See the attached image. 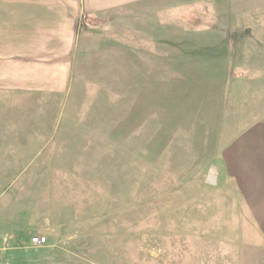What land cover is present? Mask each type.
Segmentation results:
<instances>
[{
	"label": "rangeland",
	"instance_id": "obj_1",
	"mask_svg": "<svg viewBox=\"0 0 264 264\" xmlns=\"http://www.w3.org/2000/svg\"><path fill=\"white\" fill-rule=\"evenodd\" d=\"M212 1L211 14L187 2L177 26L164 5L158 33L204 42L207 63L178 61L176 74L161 49L163 71L125 85L116 45L108 65L81 59L64 93L0 92V264H264L220 164L225 143L264 119V0ZM138 18L131 40L143 39ZM35 236L46 244L31 247Z\"/></svg>",
	"mask_w": 264,
	"mask_h": 264
},
{
	"label": "crops",
	"instance_id": "obj_2",
	"mask_svg": "<svg viewBox=\"0 0 264 264\" xmlns=\"http://www.w3.org/2000/svg\"><path fill=\"white\" fill-rule=\"evenodd\" d=\"M189 1L192 0H0V92L64 93L81 59L107 63L115 57L116 45L122 53L125 85L132 75L141 80L156 78L163 71L161 49L167 50L165 62L176 74L186 72V68L179 69L178 61L187 60L189 64L195 58L202 64L207 63L214 53L206 50L204 42L200 45L203 49L194 51L198 45L193 42H180L173 37L165 42L159 39L164 5L166 9L171 8V12L175 10V19L168 22L177 26L188 20L182 21L177 12L188 8ZM195 1L199 8L208 11L213 2ZM218 5L224 6L223 2ZM132 11L142 17L137 21L143 39L138 41L131 40L138 36L128 32ZM202 15L204 17L205 13ZM222 16L224 18L225 14ZM157 17L159 23L156 24ZM207 22L202 19L197 26L209 32L220 25L217 31L227 32L225 22L217 26ZM242 27L234 29L241 31ZM116 31L121 35L120 41L113 35ZM133 44L136 46L132 51ZM225 46L221 47L219 58H225ZM222 62L227 63L226 58ZM220 162L222 175L235 185L236 200L243 203L245 214L241 216L261 230L255 232L264 250V119L257 118L233 135L220 151ZM251 254L253 258L255 252L251 250Z\"/></svg>",
	"mask_w": 264,
	"mask_h": 264
},
{
	"label": "built area",
	"instance_id": "obj_3",
	"mask_svg": "<svg viewBox=\"0 0 264 264\" xmlns=\"http://www.w3.org/2000/svg\"><path fill=\"white\" fill-rule=\"evenodd\" d=\"M29 244L31 247L40 248L46 244V239L41 236H35L32 239H30ZM3 250L4 249L0 246V253L3 252Z\"/></svg>",
	"mask_w": 264,
	"mask_h": 264
}]
</instances>
